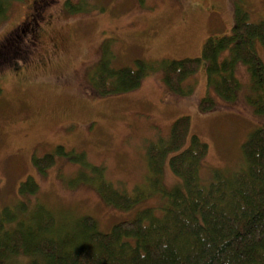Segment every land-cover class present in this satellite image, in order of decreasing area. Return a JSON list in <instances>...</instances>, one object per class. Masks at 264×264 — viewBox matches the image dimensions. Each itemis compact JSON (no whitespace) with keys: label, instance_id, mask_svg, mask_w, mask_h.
Wrapping results in <instances>:
<instances>
[{"label":"rangeland","instance_id":"rangeland-1","mask_svg":"<svg viewBox=\"0 0 264 264\" xmlns=\"http://www.w3.org/2000/svg\"><path fill=\"white\" fill-rule=\"evenodd\" d=\"M47 1L40 42L27 32L22 58L0 62V208L17 201L20 184L30 176L37 191L22 199L28 208L44 203L63 231L84 215L93 217L102 232L133 219L163 199L146 197L127 209L107 204L95 185L77 180L79 166L56 154L55 147L85 152L119 190L147 191L146 144L167 137L172 122L184 115L190 119V134L208 147L200 166L202 181L213 170L229 172L239 165L242 143L264 124V115L249 101L264 96V88L253 87L243 64L235 68L239 86L233 103L207 87L203 60L183 82L184 94L170 91L159 70L147 73L134 90L105 96L95 94L91 76L104 58V43L114 68L133 67L136 59L200 58L208 38L230 34L236 9L246 11L251 22L264 21V0ZM27 5L25 0L9 4L0 20V38L30 11ZM29 40L32 50L25 61L23 48ZM256 50L264 63V48L257 43ZM206 96L215 107L202 111L200 101ZM44 154H53L54 161L41 173L33 157ZM163 183L177 184L167 166ZM18 259L24 262V257Z\"/></svg>","mask_w":264,"mask_h":264},{"label":"trees","instance_id":"trees-1","mask_svg":"<svg viewBox=\"0 0 264 264\" xmlns=\"http://www.w3.org/2000/svg\"><path fill=\"white\" fill-rule=\"evenodd\" d=\"M14 1L23 0H0V20ZM69 4L67 1L69 9L73 8ZM257 43L264 48V21L251 22L241 9L234 12L230 34L208 38L200 58L136 59L133 67L114 68L104 43V58L91 76V86L99 96L128 92L147 73L159 70L170 91L184 94L183 82L203 60L207 87L222 101L233 103L239 86L235 76L238 62L246 67L253 87L264 88V63ZM249 101L256 113L264 115V96ZM199 107L205 111L215 104L206 96ZM54 151L77 164V180L95 185L107 204L127 209L157 195L163 202L142 209L131 220L113 224L107 232L100 231L90 215L77 218L63 231L44 203L28 208L22 199L23 194H34L38 188L28 176L18 188L17 201L0 208V264H264V124L242 143L235 169L213 170L211 178L202 181L199 173L207 144L190 134L188 116L176 118L167 137L146 144L147 191L141 187L131 193L119 190L105 178L104 167L90 163L83 151L66 152L62 146ZM53 161V154L33 157L41 173ZM165 166L176 177V185H164Z\"/></svg>","mask_w":264,"mask_h":264},{"label":"flooded vegetation","instance_id":"flooded-vegetation-1","mask_svg":"<svg viewBox=\"0 0 264 264\" xmlns=\"http://www.w3.org/2000/svg\"><path fill=\"white\" fill-rule=\"evenodd\" d=\"M27 2L25 17L21 19L16 25L11 27L0 38V62L10 61L11 58L20 56L22 58V38L27 35V32L32 36L33 41L41 40L43 28L41 27L42 19L41 13L49 4L47 0H25ZM40 3L38 8L34 7V4ZM36 9H38L36 11ZM29 38V36H28ZM29 42V44H28ZM24 44L23 52L24 59L28 61L29 54L32 50L31 41L29 40ZM35 45V43H33ZM31 48V50H30Z\"/></svg>","mask_w":264,"mask_h":264}]
</instances>
